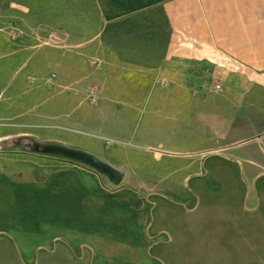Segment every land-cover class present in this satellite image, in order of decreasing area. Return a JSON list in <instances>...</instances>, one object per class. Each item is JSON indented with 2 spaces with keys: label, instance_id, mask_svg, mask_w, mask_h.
Segmentation results:
<instances>
[{
  "label": "crops",
  "instance_id": "1",
  "mask_svg": "<svg viewBox=\"0 0 264 264\" xmlns=\"http://www.w3.org/2000/svg\"><path fill=\"white\" fill-rule=\"evenodd\" d=\"M28 1L24 11L38 7L39 24L25 15L17 33L10 32L15 43L24 40L34 54L32 65L27 60L24 66L26 76L42 77L54 66L62 76L52 74L56 84L81 85L68 100L95 93L97 107L106 108L112 93L126 92L124 97L141 101L143 108H189L217 103L235 91L239 99L232 115L237 116L228 128L245 109L249 117L264 110V0ZM19 3L0 0V23L12 20ZM47 16L52 24L42 22ZM123 77L138 83L122 84ZM175 117H169L170 123H176ZM135 184L134 189L112 190L98 174L78 166L36 184L0 173V253L12 248L30 263L38 251L46 255L61 245L78 252L80 261L89 252V264H159L151 249L164 238L161 234L170 239L171 234L154 228L156 217L147 200L154 194L143 183ZM32 205L37 210L29 212L37 216L38 227H32L33 215L26 222L17 211ZM39 258L43 263L44 256Z\"/></svg>",
  "mask_w": 264,
  "mask_h": 264
},
{
  "label": "rangeland",
  "instance_id": "2",
  "mask_svg": "<svg viewBox=\"0 0 264 264\" xmlns=\"http://www.w3.org/2000/svg\"><path fill=\"white\" fill-rule=\"evenodd\" d=\"M19 2L12 20L6 16L7 22L0 23V141L7 140L0 148V173L36 184L65 167H84L42 152L46 144L66 143L124 173L118 187L99 175L106 188L134 189L135 183H143V189L154 194L147 199L148 211L156 217L154 228L171 234V239L161 234L164 238L153 244L151 255L159 264H264V135L254 139L264 132V110L249 117L247 108L228 128L237 116L232 115L239 99L235 91L217 103L189 108H143L141 101L124 97L126 92L112 93L106 108L97 107L95 93L68 100L81 85L56 84L52 74L59 80L62 76L54 66L42 77L26 76L24 66L27 60L32 65L34 54L13 36L25 15L33 24H39L40 17L38 7L25 12L29 1ZM49 20L54 22L48 16L42 22L52 24ZM120 83L138 82L123 77ZM173 113L176 123H170ZM186 175L190 177L184 181ZM36 207L17 210L26 222L33 215L32 227L39 224L29 212ZM85 255L86 261H80L78 252L58 245L46 255L38 251L35 261L26 263L11 248L0 253V264H89V252Z\"/></svg>",
  "mask_w": 264,
  "mask_h": 264
},
{
  "label": "water",
  "instance_id": "3",
  "mask_svg": "<svg viewBox=\"0 0 264 264\" xmlns=\"http://www.w3.org/2000/svg\"><path fill=\"white\" fill-rule=\"evenodd\" d=\"M6 141L7 140L0 141V148L5 146ZM42 152L44 154L70 160L86 168H89L98 175L107 178L109 183L114 187L120 186L123 182L124 173L122 171L114 168L102 157L91 152L77 149L63 143L46 144L43 146Z\"/></svg>",
  "mask_w": 264,
  "mask_h": 264
},
{
  "label": "built area",
  "instance_id": "4",
  "mask_svg": "<svg viewBox=\"0 0 264 264\" xmlns=\"http://www.w3.org/2000/svg\"><path fill=\"white\" fill-rule=\"evenodd\" d=\"M216 89H217V90H220V89H221V85H217V86H216Z\"/></svg>",
  "mask_w": 264,
  "mask_h": 264
},
{
  "label": "bare ground",
  "instance_id": "5",
  "mask_svg": "<svg viewBox=\"0 0 264 264\" xmlns=\"http://www.w3.org/2000/svg\"><path fill=\"white\" fill-rule=\"evenodd\" d=\"M5 140V139H4Z\"/></svg>",
  "mask_w": 264,
  "mask_h": 264
}]
</instances>
